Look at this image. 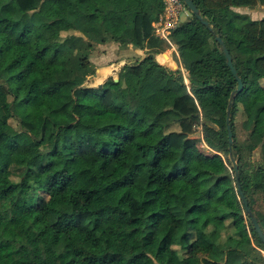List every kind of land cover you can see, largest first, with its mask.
Here are the masks:
<instances>
[{
  "label": "trees",
  "instance_id": "trees-1",
  "mask_svg": "<svg viewBox=\"0 0 264 264\" xmlns=\"http://www.w3.org/2000/svg\"><path fill=\"white\" fill-rule=\"evenodd\" d=\"M193 1L208 23L191 12L170 32L186 83L167 67L174 61L155 58L168 43L152 25L164 0H0V264H193L198 250L217 264H259L249 256L264 244L241 210L228 156L226 106L238 82L216 35L243 84L230 146L264 232L252 206V190L264 191V16L230 11L264 0ZM109 40L148 50L88 85L89 53ZM199 121L214 152L197 145ZM257 146L252 169L243 152ZM197 231L205 245L194 244Z\"/></svg>",
  "mask_w": 264,
  "mask_h": 264
},
{
  "label": "rangeland",
  "instance_id": "rangeland-1",
  "mask_svg": "<svg viewBox=\"0 0 264 264\" xmlns=\"http://www.w3.org/2000/svg\"><path fill=\"white\" fill-rule=\"evenodd\" d=\"M147 2H145L147 5H152V4H155V3H157V0H146ZM230 11L232 12V13H235V14H238V15H244V16H247V17H249V18H252V19H259V18H261V17H263L264 16V5H261V4H256L255 6H231L230 7ZM190 14H191V11H190ZM189 17H191V15H188L186 18L188 19ZM186 18H184V19H186ZM183 19V20H184ZM165 18H164V16L162 15L161 16V22L162 23H164L165 21ZM156 21V20H155ZM155 21H153V22H155ZM152 22V23H153ZM62 25L64 26V25H66V26H69V24L67 23V22H62ZM153 25V24H152ZM51 29L52 30H58L61 34L63 33H66V31H68V32H71V29H68V30H64V29H60L59 28V25H54V26H52L51 27ZM153 31H154V29H153ZM169 38H170V36H169ZM171 40V39H170ZM178 49V48H177ZM145 50H148V49H146L145 48ZM161 51V50H160ZM159 51V52H160ZM178 51V50H177ZM171 55L173 56V59L172 58H170L169 56H166V57H164V58H166L167 59V61H174V63H176V65L175 66H171V65H168L167 67L168 68H172V69H174V70H180L181 69V71H182V74L184 75V77H185V81H186V83H189V80H188V71L186 70V68H184V66H183V63H182V61H181V58H179V59H176L175 58V55H174V49L173 50H171ZM158 53V52H157ZM146 54V53H145ZM180 55V54H179ZM162 55H157V58H158V60H161L162 59V57H161ZM141 59V58H140ZM171 59V60H170ZM139 60V59H138ZM136 61V60H135ZM132 62H134V61H132ZM128 63H131V62H128ZM162 64V63H161ZM88 78V77H87ZM86 78V79H87ZM106 80V79H105ZM261 83L262 84H264V80H261ZM6 112L8 113V114H10L9 112V108L7 107L6 108ZM126 117H129L130 118V116L129 115H126ZM242 119H243V115H242V111L241 110H239L238 111V114H237V121H236V127H237V129H236V136H237V140L239 141V142H244L245 141V139H246V136H247V130L244 128V127H242L241 126V121H242ZM83 120L85 121V122H88L89 124L87 125V126H82L83 128H84V130H86V131H90V132H92V133H94V130H93V128H92V125L90 124L91 123V121H92V119L90 118V117H85V118H83ZM124 120L126 121V123L128 124V126H130L131 127V125H130V123H129V121L126 119V118H124ZM9 124H7L6 125V128L10 131V132H12L13 131V127H12V125H15L16 124V121L13 119V117H10V119H9V122H8ZM173 126V125H172ZM173 128H177V125H174L173 126ZM200 134H202V125H201V121H199L197 124H196V126H195V130H194V132H193V135L194 136H196V137H198V138H200ZM262 134L264 135V129L262 130ZM197 145H198V147H199V149L201 150V151H203V152H205V153H211V152H214V150L211 148V147H209V146H207L206 144H205V142L204 141H202L201 140V138H200V141L198 140V143H197ZM73 146L76 148V143H75V141H73ZM28 150L31 152L32 150H33V148H31V147H29L28 148ZM245 152H243L244 154H245V156H246V163H247V167H249V168H252L253 169V164H256L259 160H260V158H261V153H260V147L259 146H257V147H255L254 149H252V150H244ZM222 154V156H223V158L224 159H226V157H227V155L223 152V153H221ZM229 169H230V167H229ZM230 171H231V169H230ZM250 171V173H253V171H251V170H249ZM231 173V172H230ZM18 170L17 169H15V168H13L12 169V174H11V176H12V178L13 179H15V180H17L18 179ZM252 177V176H251ZM234 191L236 192V188H235V185H234ZM253 191V194H252V206H253V209L256 211V212H259L260 214H262V215H264V191H262V190H257V191H255V190H252ZM255 191V192H254ZM236 194H237V192H236ZM237 199H238V201H239V204L241 203L240 202V199H239V197H238V195H237ZM241 205V204H240ZM241 210L243 211V213H244V210H243V207L241 208ZM211 213H210V210L208 209L207 210V213H206V216H209ZM244 216H245V213H244ZM245 218H246V216H245ZM262 224H263V226H264V222H262ZM249 234V239L250 240H252L253 242H254V240H253V238L251 237V235H250V233H248ZM196 243H198L199 244V246L200 245H205V241L204 240H202V237H201V231H197L196 232V241H195V243L194 244H196ZM255 244V243H254ZM255 246H256V249H255V251H253V253H251L250 254V256H249V258H253L256 262H258L259 264H264V250L261 248V247H259V246H257L256 244H255ZM210 259H214L215 260V262H214V264H217V263H219V262H222V259L221 258H219V257H214V256H212L210 253H208V252H206L205 250H198V252L196 253V260H194L193 261V264H200V263H204V261H208V260H210Z\"/></svg>",
  "mask_w": 264,
  "mask_h": 264
},
{
  "label": "crops",
  "instance_id": "crops-1",
  "mask_svg": "<svg viewBox=\"0 0 264 264\" xmlns=\"http://www.w3.org/2000/svg\"><path fill=\"white\" fill-rule=\"evenodd\" d=\"M144 2L147 1L144 0ZM177 48V45L173 41H171V43L168 42L167 45H165L164 49H162L158 53H155L156 60L158 61L157 55H162L163 57H161L163 61L165 59L164 57L166 56H169L173 59V56L171 55V50L173 49L175 58L179 59L180 55ZM145 53V48L136 47L132 43H128L127 45L123 46L120 45L119 42L114 40L95 43L94 47L89 53V58L94 64L95 71L92 74L88 75L85 83L92 86H97L99 83L102 84L105 79H107V77H116L121 65L138 60L142 58Z\"/></svg>",
  "mask_w": 264,
  "mask_h": 264
},
{
  "label": "water",
  "instance_id": "water-1",
  "mask_svg": "<svg viewBox=\"0 0 264 264\" xmlns=\"http://www.w3.org/2000/svg\"><path fill=\"white\" fill-rule=\"evenodd\" d=\"M182 1L186 4V6L190 9V11L193 14H195L197 17H199L205 24L208 23V21L204 17H202L199 8L196 6V4L194 3L193 0H182ZM216 38H217V41L219 42L220 47H221V49H222V51L224 53L226 62L228 64V66L230 67L231 72L233 73V75L235 76V78L237 79V82H238L236 88L231 91L230 97H229V100H228V103H227V106H226V127H227V131H228V141H229L228 156H229V159H230V161L232 163V167H233L232 178L234 180V185H235V188H236V192H237V195H238V197L240 199V202L242 204L244 213L249 215L250 220H251V222L253 224V227L255 228L259 238L261 239V241L264 244V232H263V230L261 228V225H260L256 215L254 214L252 208L249 206L248 200L246 199V197H245V195L243 193V190L241 188L240 180H239L238 164H237V161H236V159H235V157L233 155L232 148L230 146L231 143H232V130H231V127H230V124H229L230 108H231V104L234 101V97H235L236 91L241 90L243 84H242V80H241L240 76L238 75V72H237L235 66L233 65L231 54L228 51L223 39L220 37V35H216ZM97 86H101V84L99 83Z\"/></svg>",
  "mask_w": 264,
  "mask_h": 264
},
{
  "label": "built area",
  "instance_id": "built-area-1",
  "mask_svg": "<svg viewBox=\"0 0 264 264\" xmlns=\"http://www.w3.org/2000/svg\"><path fill=\"white\" fill-rule=\"evenodd\" d=\"M164 2L165 6L163 12L160 14L159 18L152 24L154 34L171 43V40L169 38L171 30L178 23L187 19L186 17L190 15V10L182 0H164ZM162 15L165 18L164 23L160 21ZM200 138L202 141H204L202 134H200Z\"/></svg>",
  "mask_w": 264,
  "mask_h": 264
},
{
  "label": "clouds",
  "instance_id": "clouds-1",
  "mask_svg": "<svg viewBox=\"0 0 264 264\" xmlns=\"http://www.w3.org/2000/svg\"><path fill=\"white\" fill-rule=\"evenodd\" d=\"M190 10V9H189ZM154 32V31H153ZM208 146V145H207Z\"/></svg>",
  "mask_w": 264,
  "mask_h": 264
}]
</instances>
